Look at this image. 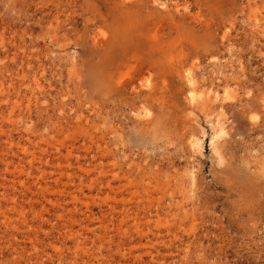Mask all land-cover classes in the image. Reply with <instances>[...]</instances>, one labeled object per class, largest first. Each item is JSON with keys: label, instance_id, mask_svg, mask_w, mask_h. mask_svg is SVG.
<instances>
[{"label": "rangeland", "instance_id": "1", "mask_svg": "<svg viewBox=\"0 0 264 264\" xmlns=\"http://www.w3.org/2000/svg\"><path fill=\"white\" fill-rule=\"evenodd\" d=\"M0 264H264V0H0Z\"/></svg>", "mask_w": 264, "mask_h": 264}, {"label": "bare ground", "instance_id": "2", "mask_svg": "<svg viewBox=\"0 0 264 264\" xmlns=\"http://www.w3.org/2000/svg\"><path fill=\"white\" fill-rule=\"evenodd\" d=\"M189 74H190V73H189ZM192 94H193V93H192ZM191 97H192V96H191ZM191 97H190V98H191ZM194 97H195V96H194ZM194 99H195V98H194Z\"/></svg>", "mask_w": 264, "mask_h": 264}]
</instances>
